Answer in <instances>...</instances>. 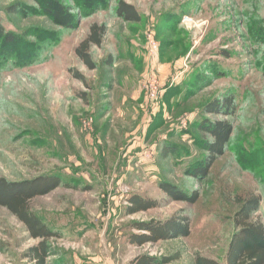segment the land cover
<instances>
[{"label": "rangeland", "instance_id": "obj_1", "mask_svg": "<svg viewBox=\"0 0 264 264\" xmlns=\"http://www.w3.org/2000/svg\"><path fill=\"white\" fill-rule=\"evenodd\" d=\"M119 1L141 21L116 17ZM0 21L18 38L0 39V177L61 182L29 204L58 236L46 264H226L248 194L264 224V0H0ZM92 24L106 33L88 70L74 50ZM214 100L232 108L206 114ZM217 121L232 127L225 152L195 175L211 141L200 124ZM163 184L199 199L175 200ZM134 196L157 205L128 214ZM172 216L188 219V237L129 244L135 224ZM37 243L0 207V264H35L24 254Z\"/></svg>", "mask_w": 264, "mask_h": 264}, {"label": "trees", "instance_id": "obj_2", "mask_svg": "<svg viewBox=\"0 0 264 264\" xmlns=\"http://www.w3.org/2000/svg\"><path fill=\"white\" fill-rule=\"evenodd\" d=\"M17 9L9 8L8 13H16ZM57 13L69 16L68 9L64 6H57ZM115 15L127 23H139L141 17L135 7L124 1H119L115 8ZM67 24L71 23L67 19ZM66 24V25H67ZM106 33L104 25L92 24L89 27L86 37L77 45L74 50L76 57L86 66L88 70L95 69V63L91 59L90 50L93 47L99 48ZM0 39L6 41L5 44L13 45L18 42V38L6 32L0 21ZM74 77L84 83L82 75L76 73ZM82 98V95L80 96ZM226 103V104H225ZM222 103L214 100L205 107L206 114H219L224 109L232 108L233 101L225 100ZM206 122V126L200 124V130L211 137V141L206 144L208 156L203 167L195 169V175H207L208 171L216 161L217 157L224 154L226 145L232 133V127L226 122ZM58 178L37 177L32 180L20 182H8L0 177V207L5 208L14 216L26 229L30 239L37 240L35 246L27 249L24 257L35 264H46L50 256L48 242L58 237L57 234L49 230L44 223L37 218L30 209V202L60 187ZM160 189L170 194L173 199L194 204L198 201L197 192L185 195L181 192L172 191L167 184L160 185ZM128 214L146 212L155 208L157 202L138 196L130 198ZM259 196L248 194L242 201L240 207L233 214L231 221L234 231L228 242L224 260L226 264H264V224L256 216L260 207ZM138 234H132L128 242L134 246L146 244H157L161 241L186 238L190 234V224L187 218L172 216L164 221L151 220L135 224ZM201 264H217L215 261L199 258ZM173 259L164 257L157 259L151 256H138L129 264H169Z\"/></svg>", "mask_w": 264, "mask_h": 264}, {"label": "built area", "instance_id": "obj_3", "mask_svg": "<svg viewBox=\"0 0 264 264\" xmlns=\"http://www.w3.org/2000/svg\"><path fill=\"white\" fill-rule=\"evenodd\" d=\"M150 88H151V94H150L151 98L156 99L157 97H156V92H155L156 91L155 85L154 84H151Z\"/></svg>", "mask_w": 264, "mask_h": 264}]
</instances>
